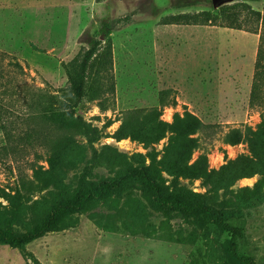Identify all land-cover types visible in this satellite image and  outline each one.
<instances>
[{
	"label": "rangeland",
	"instance_id": "1",
	"mask_svg": "<svg viewBox=\"0 0 264 264\" xmlns=\"http://www.w3.org/2000/svg\"><path fill=\"white\" fill-rule=\"evenodd\" d=\"M261 5L0 0V227L31 230L57 202L138 167L165 193L217 210L242 189L264 191V43L254 78L259 32L249 11ZM212 16L242 28L193 22ZM92 40L95 51L109 44L111 62L91 70L62 111V63ZM251 149L262 165L241 163ZM227 222L239 228L237 251L264 264V202ZM226 238L201 215L158 210L128 179L22 247L0 243V264H234Z\"/></svg>",
	"mask_w": 264,
	"mask_h": 264
},
{
	"label": "trees",
	"instance_id": "2",
	"mask_svg": "<svg viewBox=\"0 0 264 264\" xmlns=\"http://www.w3.org/2000/svg\"><path fill=\"white\" fill-rule=\"evenodd\" d=\"M240 4V2L224 4L219 6L218 10L220 13H229L236 9ZM249 11L256 16L257 20V25L251 32H259L258 47L254 61V78H257L261 74V69L263 68L260 59L262 55L261 47L264 43V0H262L260 12L253 9H249ZM193 22L196 24H209L232 29L242 28V26L234 20L226 19V21L222 22L218 21L215 16H212L210 19L194 20ZM97 44L98 41L92 40L87 49L82 52H76L67 62L62 63L66 75L68 93L66 94L67 97L65 99H61L58 102V108L60 110L63 111L66 110V108H72L75 101L82 97L85 90V83L91 70L97 66H108L110 64L111 53L109 44H106L100 51H95L94 47ZM187 116L192 117L189 114H187ZM192 124H194V121L189 123L187 127L192 126ZM191 130L192 128L188 129L189 132H192ZM250 134V141L253 142V137H257L258 135L257 131H250ZM231 137L232 142L238 140L236 135H232ZM250 153L252 159L247 156L242 159L241 163H253V159H259V164L262 165V151L257 152L255 149H251ZM219 171L221 174L227 171V169L221 167ZM213 172L214 171L212 170L208 171L206 176ZM128 179L138 180L150 202L160 211H176L183 216L201 215L205 217L207 221L216 226L219 231L227 234L224 247L229 259L234 264H252L250 256L239 253L236 249V241L240 234L239 228L229 225L227 221L231 218L237 219L242 217L243 210L251 207L254 203H263L264 191L258 192L246 188L242 189L240 192L235 193V199L229 210H217L207 205L201 196L186 199L177 195L165 193L150 176L145 167L129 169L119 177L100 180L85 191L77 192L73 198L57 202L51 207L49 213L41 223L33 227L31 230L17 233L13 231L11 224L0 227V243L20 248L23 244L52 230L58 217L80 210L86 202L91 199L99 201L105 200L107 196L115 192L122 183Z\"/></svg>",
	"mask_w": 264,
	"mask_h": 264
},
{
	"label": "water",
	"instance_id": "3",
	"mask_svg": "<svg viewBox=\"0 0 264 264\" xmlns=\"http://www.w3.org/2000/svg\"><path fill=\"white\" fill-rule=\"evenodd\" d=\"M225 1H228V0H210V3H211L212 6L215 7V6L221 4V3L225 2Z\"/></svg>",
	"mask_w": 264,
	"mask_h": 264
}]
</instances>
